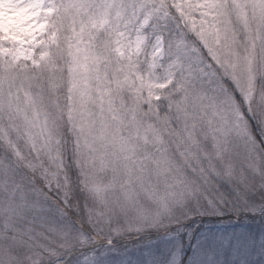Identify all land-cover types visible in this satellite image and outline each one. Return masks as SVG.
Masks as SVG:
<instances>
[{"label":"snow or ice","instance_id":"obj_1","mask_svg":"<svg viewBox=\"0 0 264 264\" xmlns=\"http://www.w3.org/2000/svg\"><path fill=\"white\" fill-rule=\"evenodd\" d=\"M0 264H264V0H0Z\"/></svg>","mask_w":264,"mask_h":264}]
</instances>
